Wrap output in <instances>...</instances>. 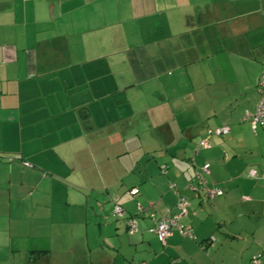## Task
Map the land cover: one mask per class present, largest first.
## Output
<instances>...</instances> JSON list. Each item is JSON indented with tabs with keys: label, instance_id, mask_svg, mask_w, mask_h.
Instances as JSON below:
<instances>
[{
	"label": "crops",
	"instance_id": "0c3cea01",
	"mask_svg": "<svg viewBox=\"0 0 264 264\" xmlns=\"http://www.w3.org/2000/svg\"><path fill=\"white\" fill-rule=\"evenodd\" d=\"M258 59L264 0H0V264H264V127L198 147Z\"/></svg>",
	"mask_w": 264,
	"mask_h": 264
},
{
	"label": "built area",
	"instance_id": "2783aa9c",
	"mask_svg": "<svg viewBox=\"0 0 264 264\" xmlns=\"http://www.w3.org/2000/svg\"><path fill=\"white\" fill-rule=\"evenodd\" d=\"M258 89L260 93L259 101L256 105L255 111L253 114L246 113L245 116L250 118L252 128L255 129L256 125H261L264 127V71H262L261 75L258 79ZM229 132L228 126H218V127H207L204 131V136L199 140L198 147L199 148H209L210 144L208 142V138L211 136H222L226 135ZM165 172V171H164ZM209 172V164L205 163L200 167L195 168L191 178L186 183V188L193 191L195 194L199 192L201 188L205 189V193L207 198L212 199L216 196H220L223 194V190L219 187L215 186H207V179L206 175ZM173 187V184L170 185ZM130 195H136L138 193L137 188H131L128 190ZM137 209L139 211L143 210L142 205L137 202L136 203ZM188 206V200L179 195L177 203H176V212L170 213V210L167 209L166 213L156 218L154 214L150 216L155 219V225L151 228V232L155 234L157 239L164 243L166 238L170 236L173 230H177L179 234L182 236L192 237V232L189 226L182 223L181 218L186 214ZM112 214L115 217H123L125 212L123 208L118 204L114 203L112 208ZM126 228L128 233H133L136 231V223L134 217H128L126 219ZM253 264H259L260 261L257 257L252 259Z\"/></svg>",
	"mask_w": 264,
	"mask_h": 264
},
{
	"label": "rangeland",
	"instance_id": "374dc122",
	"mask_svg": "<svg viewBox=\"0 0 264 264\" xmlns=\"http://www.w3.org/2000/svg\"><path fill=\"white\" fill-rule=\"evenodd\" d=\"M260 56L261 55H258V57ZM256 61H258L259 64L264 65V62L261 60L258 59ZM262 70H264V66H261L260 68L256 63L245 64V66L239 71V82L236 83L237 85L235 84L229 88L230 93L234 96L232 97V106L228 108V110L225 109V107L230 104L229 101L226 106H221V108H219L222 109V114L220 116H212L207 119L208 122L205 124L208 125L207 127H215V125H227L229 127L230 133L219 136L220 138L226 139L228 136L233 135V133L235 134L238 131L240 134H243L250 128L251 119L247 118L245 114H253L259 101L260 93L257 85L259 78L256 79V77L262 72ZM239 87L242 90L241 92H239ZM257 126L258 128L261 127L259 124ZM195 139H198V134L193 135L192 140L196 141Z\"/></svg>",
	"mask_w": 264,
	"mask_h": 264
}]
</instances>
